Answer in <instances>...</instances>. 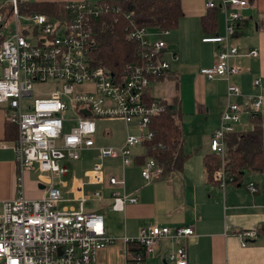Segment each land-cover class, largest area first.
<instances>
[{
  "label": "built area",
  "instance_id": "1",
  "mask_svg": "<svg viewBox=\"0 0 264 264\" xmlns=\"http://www.w3.org/2000/svg\"><path fill=\"white\" fill-rule=\"evenodd\" d=\"M18 1L10 0L7 5L14 24L10 29L5 6H0V109L5 111L7 123L17 130L12 142L17 189L12 199L3 202L0 213V264H92L97 251L115 238L105 233L102 214L84 207L87 201H100L105 196L98 189L86 188L106 181L111 188L109 197H105L111 201L110 209L123 211L126 204L138 201L133 192L125 191V169L138 165L146 183L160 174L155 160L146 155L143 143L152 137L151 118L166 107L162 99L150 97L149 89L169 71V64L162 57L164 39L151 38L155 34L167 35L169 29L128 26L123 33L138 44L139 60L124 64L114 74L94 63L91 55L99 21L114 6L69 2L67 11L59 16L26 15V25L20 27ZM249 4L250 0H220L224 34L202 39L223 44L215 63L200 71L206 79L220 77L227 82L226 104L208 141L210 151L220 158L212 177L222 189L234 183V177L224 168L226 137L236 131L243 112L258 114L264 105L261 77L253 80L259 93L246 101L233 80L241 72L239 63L233 61L240 52L237 44L230 43V36L242 20L240 10ZM205 5L209 9L217 7L212 0H206ZM248 55L256 57L258 50L252 49ZM98 118L124 120L126 126L132 123L138 133L127 130L121 146L97 145ZM0 147L6 148V142H0ZM84 151H96L98 155L86 172L88 179L72 171L69 181L64 180L69 172L65 164L80 161ZM141 157L142 162L137 164ZM111 159L119 160L121 176L106 175L103 162ZM36 165L49 176L41 175L36 182L38 190L40 183L44 185V195L29 198L23 178ZM57 184L68 185L71 197L65 198ZM248 188L253 193L258 191L253 184ZM63 202L76 205L60 206ZM260 207L264 216V204ZM194 233V223L175 228L143 226L136 237H123L124 264H142L163 240L173 245L166 258L169 263L188 264L185 241ZM238 236L241 246H246L258 237V231L245 229ZM133 245L140 249L132 251Z\"/></svg>",
  "mask_w": 264,
  "mask_h": 264
},
{
  "label": "crops",
  "instance_id": "2",
  "mask_svg": "<svg viewBox=\"0 0 264 264\" xmlns=\"http://www.w3.org/2000/svg\"><path fill=\"white\" fill-rule=\"evenodd\" d=\"M43 1L101 3L119 0ZM212 1L217 7L209 9L206 8V0H181V17L177 28L169 30L167 35L155 34L151 38L164 39L166 47L162 57L169 64V71L154 81L149 89L150 97L163 99L167 103L179 100L184 146L185 141L192 137L198 139L196 145L207 148V140L217 128L226 104L225 79H206L200 73L203 68L215 63L217 53L223 48L222 43L202 41L207 36L224 34V11L219 6L220 0ZM209 11L216 13V28L212 33L205 32L201 26V17ZM240 13L242 20L230 43L239 46L240 56L233 61L239 63L241 72L233 80L241 89L243 101H246L248 97L259 93L253 80L261 77L264 83V0H250L249 6L242 8ZM252 49L258 50L256 57L248 55ZM5 114L0 109V142L7 144L6 148L0 147V213L3 202L12 199L17 189L16 156L12 141L5 139ZM258 114L262 120L264 144V105ZM250 128V115L245 111L241 114L236 131ZM90 152H95L93 158L97 160V152ZM206 153L208 150L197 158L189 157L181 171L156 178L151 183L143 180L138 165L127 167L124 172L125 191L133 192L138 201L126 204L123 211L110 209L111 201L105 197H109L111 188L106 181L88 186L87 190L98 189L105 197L93 201L97 205L87 210L100 212L105 233L115 238L114 242L97 251L92 264H124L126 244L123 237H136L143 226L153 224L175 228L190 223L195 224V233L185 241L188 264H264V216L260 207L264 204V167L259 172L245 173L240 181L222 189L207 179L202 159ZM116 161L119 164V160ZM65 165L68 167V162ZM82 166L85 169L76 175L87 180L86 172L92 165ZM37 169L38 165L24 174V190L29 198L44 195L43 188H36L39 178L36 181L30 179V174ZM127 169H130L129 174L126 173ZM71 172H68L70 177ZM250 184L256 186L258 191L251 192L248 188ZM56 186L65 198L71 197L68 185ZM245 229H258L261 233L258 232V237L246 246H241L238 232ZM172 250L171 242L163 240L142 264H171L166 258Z\"/></svg>",
  "mask_w": 264,
  "mask_h": 264
},
{
  "label": "trees",
  "instance_id": "3",
  "mask_svg": "<svg viewBox=\"0 0 264 264\" xmlns=\"http://www.w3.org/2000/svg\"><path fill=\"white\" fill-rule=\"evenodd\" d=\"M63 1L19 0L22 13H43L59 16L66 12ZM114 6L102 15L96 29L95 44L92 49L94 63L110 69L114 74L120 71L124 64L137 62L138 44L126 38L124 31L128 26H146L150 30H175L181 17V0H119L116 2H101ZM8 10L7 7L3 8ZM201 26L205 32L212 33L216 28V13L209 11L201 17ZM1 42V37H0ZM150 101V99H147ZM166 104L164 111L150 120L152 137L144 141L146 155L153 158L160 169L157 178L172 172L182 170L191 154L184 152L182 113L179 100ZM251 128L235 131L226 137L225 171L234 177V182L240 181L245 173L259 172L264 167V144L262 137V120L259 114L250 115ZM17 137L16 126L5 125V139L14 141ZM142 157L136 160L139 164ZM203 165L207 179L213 181V172L219 167L220 158L209 152L203 155ZM216 183V182H215ZM258 232L261 233L257 229ZM132 251L140 249L133 245Z\"/></svg>",
  "mask_w": 264,
  "mask_h": 264
},
{
  "label": "rangeland",
  "instance_id": "4",
  "mask_svg": "<svg viewBox=\"0 0 264 264\" xmlns=\"http://www.w3.org/2000/svg\"><path fill=\"white\" fill-rule=\"evenodd\" d=\"M29 1L40 2L43 0H29ZM9 2H10V0H0V6L5 5L7 7ZM19 11H20V9H19ZM4 13L6 15L8 23H10L8 25L9 26L8 29H10L14 25L12 23V19L10 17V12H9V10H6V11H4ZM20 13L22 15L19 19V25H20V27H24L26 25V21H25L24 17L30 13H22L21 11H20ZM48 16H50V15H48ZM232 36H230V39H232ZM50 86L51 85L49 84V87ZM79 88L80 87H78L77 89H79ZM40 89H46V87H40ZM155 95L157 96V93ZM127 130L129 133H132V134L138 133V130L136 129V127L132 123L129 126H126V123L124 122V120L111 119V118H98L96 120V143H97V145H103V146H121L125 141V138L127 135ZM185 131H186V127H185ZM185 137H186V135H185ZM197 141H198V139H192V137H190V140L185 141L184 152L191 154L190 157H192V158H194V157L197 158V157L201 156L206 150H208V152H209L208 140H207V148L200 147L199 146L200 144L196 145ZM195 149H197V150H195ZM137 151H142V148H138ZM94 153L95 152L92 153L90 151H84L81 153V157H82L81 160L82 161L72 162V163L68 162L69 171H75L76 174L79 175L80 174L79 171L85 169V167L82 166V164H90V166H91L93 161H95L94 160L95 158H93V156L95 155ZM116 160H118V159H116ZM116 160L105 161L104 167H105L106 175H109L112 173L118 177L121 176V168H120V165H118V161H116ZM134 170H136V172H137L136 167L134 168ZM129 172H130V169H127L126 173L129 174ZM128 174H127V176H128ZM41 175L49 176V173L37 169L36 171H33L30 174V179H33L34 181H36ZM69 178H70V174L63 177V179L66 181H69ZM65 204H73L74 205L75 203H60L61 206L65 205ZM95 205H97L95 202L87 201L84 204V207L87 209V208L95 207Z\"/></svg>",
  "mask_w": 264,
  "mask_h": 264
},
{
  "label": "water",
  "instance_id": "5",
  "mask_svg": "<svg viewBox=\"0 0 264 264\" xmlns=\"http://www.w3.org/2000/svg\"><path fill=\"white\" fill-rule=\"evenodd\" d=\"M39 187H40V188H44V185H43V184H39Z\"/></svg>",
  "mask_w": 264,
  "mask_h": 264
}]
</instances>
